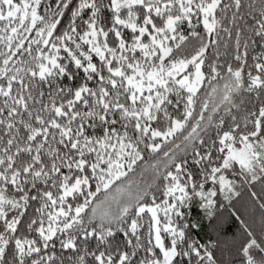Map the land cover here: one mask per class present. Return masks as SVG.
<instances>
[{
	"label": "snow or ice",
	"instance_id": "1",
	"mask_svg": "<svg viewBox=\"0 0 264 264\" xmlns=\"http://www.w3.org/2000/svg\"><path fill=\"white\" fill-rule=\"evenodd\" d=\"M245 189L264 200V0H0V264H217L189 211Z\"/></svg>",
	"mask_w": 264,
	"mask_h": 264
},
{
	"label": "trees",
	"instance_id": "2",
	"mask_svg": "<svg viewBox=\"0 0 264 264\" xmlns=\"http://www.w3.org/2000/svg\"><path fill=\"white\" fill-rule=\"evenodd\" d=\"M44 4L42 3L41 6V12H43ZM82 19H87V15L82 13V17L77 18L76 23L77 25H80V30L83 31V25H82ZM63 22L61 25L58 26V32L57 34H60L68 25L69 23V17L66 15L64 18H62ZM125 35L130 36V31L125 29L124 30ZM30 36H34L35 33L28 34ZM101 40L104 38L101 37ZM114 38L110 35L108 37L109 43H112V40ZM35 47V46H33ZM42 47H44L42 45ZM194 47L193 44H189L186 46L185 50H182L180 55H186L191 54L192 48ZM45 50H47L45 48ZM221 56L218 59V63L221 65L225 64V61L228 60V57L224 54L225 50L223 48L220 49ZM215 53V49H210L209 53L207 54L209 57L213 56ZM131 55V53H129ZM65 53L61 49L60 51V57L64 58ZM137 55L139 53L137 52ZM95 61L99 63V58L96 57ZM67 63V61H65ZM74 72H78L73 67ZM82 72H78V76H82ZM79 80H69L66 81V84L68 86L74 85L78 83ZM202 92H201V99L204 97V92L208 91L207 84L202 85ZM173 98H175L174 94H172ZM182 111V106L181 109ZM171 111L174 113L176 112L175 108H172ZM119 127V126H118ZM90 131H92L90 129ZM177 143L180 142L179 139L176 141ZM168 147H172V142L169 141L168 144L165 146L164 150H167ZM179 155L183 156V153H180ZM155 154L144 152V160L138 162L136 173L130 175V178L135 179L137 181L141 180H150L152 177V168L150 167L151 164L155 163V160L153 157ZM159 159H162V157H159ZM189 163L191 164V160L189 157ZM142 169H147V171L144 172L143 175H141ZM210 184V182H209ZM103 198V195L101 194V199ZM217 199V205L214 210V216L212 218H208L204 215L203 209H200L198 206L196 208H193L189 211V219L195 221H199L202 225L201 229H197L196 232L198 235L194 236V239L200 240L201 242H207L209 239L214 241L216 243V247L214 248L215 256L217 259V264H241V257L238 253V247L240 242L244 239V231L243 227L245 224L244 218L241 214L237 212V210L232 209L228 204H225L223 201H220V196L218 195ZM228 205V206H227ZM221 213H224L227 215L225 219H221V221H218L219 215ZM148 217L145 216V222H147ZM243 222V223H242ZM264 226L261 225L258 227L257 231L255 232L252 230L257 236L260 235V229ZM141 231H143L145 234H147V226H145ZM180 260H183V257L179 258Z\"/></svg>",
	"mask_w": 264,
	"mask_h": 264
},
{
	"label": "rangeland",
	"instance_id": "3",
	"mask_svg": "<svg viewBox=\"0 0 264 264\" xmlns=\"http://www.w3.org/2000/svg\"><path fill=\"white\" fill-rule=\"evenodd\" d=\"M254 190L259 191V186ZM220 201L228 204L232 209L237 210V212L243 216L245 224L255 232L258 227L264 224V208L260 207V204L264 203V200L251 198L246 189L242 190L241 196L234 197L232 200H224L223 197L220 196ZM162 215L161 213V216ZM226 217V214L221 213L218 221Z\"/></svg>",
	"mask_w": 264,
	"mask_h": 264
}]
</instances>
